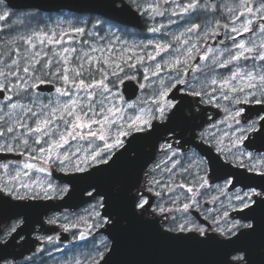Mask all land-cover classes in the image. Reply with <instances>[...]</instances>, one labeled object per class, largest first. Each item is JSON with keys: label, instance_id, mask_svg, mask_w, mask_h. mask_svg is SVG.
<instances>
[{"label": "snow or ice", "instance_id": "snow-or-ice-1", "mask_svg": "<svg viewBox=\"0 0 264 264\" xmlns=\"http://www.w3.org/2000/svg\"><path fill=\"white\" fill-rule=\"evenodd\" d=\"M40 8L0 0V154L17 157L0 158V264L53 259L59 244L32 251L22 233L61 220L65 232L83 225L72 239L89 245L67 264H111L118 194L105 179L124 163L137 168L123 192L134 217L226 248L220 264H251L245 241L264 209V0L46 8L74 9L67 26L59 15L33 25ZM139 19L153 37L118 35ZM75 200L88 207L74 222L48 215Z\"/></svg>", "mask_w": 264, "mask_h": 264}, {"label": "water", "instance_id": "water-1", "mask_svg": "<svg viewBox=\"0 0 264 264\" xmlns=\"http://www.w3.org/2000/svg\"><path fill=\"white\" fill-rule=\"evenodd\" d=\"M20 8H34L42 5L40 10L49 11L46 8L56 10L67 5H75L81 11L95 10L104 3V0H11ZM74 11L72 8H65ZM141 21L133 24L140 25ZM43 89L47 85L42 86ZM48 89V88H47ZM0 157H6L1 154ZM137 178V168L124 163L120 170L105 179L107 187L118 194L116 207L119 211V220L114 235L116 248L114 249L111 264H220L226 248H222L215 242H204L197 239H182L161 235L155 225L131 214L130 207L123 197L125 188ZM58 204V202H54ZM85 202L75 200L67 204L59 205L51 211L64 207L76 209ZM257 226L254 233L245 241L249 249L251 264H264V209L256 211ZM30 231L22 233L26 240L33 243ZM61 240H69V234L60 231ZM262 248V249H261Z\"/></svg>", "mask_w": 264, "mask_h": 264}, {"label": "rangeland", "instance_id": "rangeland-1", "mask_svg": "<svg viewBox=\"0 0 264 264\" xmlns=\"http://www.w3.org/2000/svg\"><path fill=\"white\" fill-rule=\"evenodd\" d=\"M18 11L22 12L23 10H18ZM56 17H57V15L53 17V20H55ZM20 18H22V17H20ZM60 18H62L66 21L65 26H67V22L69 20L73 19V18H67L64 16H60ZM46 22L47 21H45V23ZM9 23H11V22H9ZM33 25H36V24H33ZM41 26H43V24ZM87 207H88L87 203H84L81 207L76 208V209H70L68 207H64V208H61L59 210L51 211L48 215H51L52 212L64 213V214L68 215L70 221L74 222L76 216L82 215L83 210L86 209ZM48 215H46L43 218L45 221H47ZM63 223H64V221L61 220L59 224L50 225L46 222L43 225L36 224L35 227L33 228L32 232H31L30 236L32 239H34L33 243H32L34 245V247L32 248V251L35 250V247H40V246H43L49 250H52L54 245L59 244L60 251L54 252L53 259H46L45 258L44 264H67V262L70 261L73 257L83 259L84 256H86L88 251H89V245H86L81 241H73V239H72V233L78 234V231L85 230L83 228V225H81L79 229L73 228L69 232H67L69 234V240L68 241L67 240H61V241H63L62 244H60L57 241H54L53 245H48V244L43 242L42 238L44 236L60 235V231H64L63 228L61 227V224H63ZM38 238H40V239H38ZM73 243L79 244L80 246L75 248L72 251L66 252L63 255H61V253L64 252L65 249L71 248ZM24 255L25 256H31V252L25 251ZM33 260H34V264H40L39 256L33 257Z\"/></svg>", "mask_w": 264, "mask_h": 264}, {"label": "flooded vegetation", "instance_id": "flooded-vegetation-1", "mask_svg": "<svg viewBox=\"0 0 264 264\" xmlns=\"http://www.w3.org/2000/svg\"><path fill=\"white\" fill-rule=\"evenodd\" d=\"M17 10H21V9H17ZM33 10H34V8H27L25 12H30V11H33ZM39 13H40V15L37 16L36 18L38 19L40 25L44 24L45 21L48 22L49 18L51 20H53V17L56 16V15L64 16V17H67V18H74V15H72V14H74V11H70L68 9H64L63 12L59 13V14L56 13V12L43 11V10L39 9ZM63 13H69L70 15L65 16ZM139 21H141L140 25L133 24L134 21L121 24L119 26L120 30L118 32V35L122 36V38L124 40L128 41L129 43H131L133 41H139L141 39H144L145 34L148 37H150V38L153 37L154 34L146 32V28L148 26H151L152 22L149 21L148 24L146 25L145 21L143 19H139ZM113 30L116 31V29H113ZM171 30L173 32L178 31V29H176L175 27H173ZM155 38L159 39V34H155ZM48 87L49 86H47L44 89L45 92H47V90H48L47 88ZM3 155H5L6 157H0V158H6V159H12V160L17 159L15 154L9 153V154H3ZM0 156H1V154H0Z\"/></svg>", "mask_w": 264, "mask_h": 264}, {"label": "trees", "instance_id": "trees-1", "mask_svg": "<svg viewBox=\"0 0 264 264\" xmlns=\"http://www.w3.org/2000/svg\"><path fill=\"white\" fill-rule=\"evenodd\" d=\"M20 19L24 20V21L27 23V22L29 21L30 17H22V18H20ZM31 23H32V24H39V21H38L37 18H35V19H31Z\"/></svg>", "mask_w": 264, "mask_h": 264}]
</instances>
